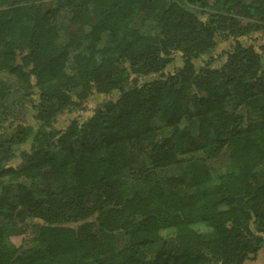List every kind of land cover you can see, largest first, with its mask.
I'll list each match as a JSON object with an SVG mask.
<instances>
[{"label": "trees", "instance_id": "1", "mask_svg": "<svg viewBox=\"0 0 264 264\" xmlns=\"http://www.w3.org/2000/svg\"><path fill=\"white\" fill-rule=\"evenodd\" d=\"M260 251L264 0H0V264Z\"/></svg>", "mask_w": 264, "mask_h": 264}, {"label": "rangeland", "instance_id": "2", "mask_svg": "<svg viewBox=\"0 0 264 264\" xmlns=\"http://www.w3.org/2000/svg\"><path fill=\"white\" fill-rule=\"evenodd\" d=\"M230 45H231L230 42H222L216 48L214 55L219 56L220 54H222V52H224L225 50H228L230 48ZM217 62H220V61L218 60ZM182 64H183V62H182L181 55L176 54L174 56L173 63L167 68V70L165 72L166 73H172L176 70V68L182 66ZM201 64H202L201 62H196L197 67L201 66ZM112 98H114V96L94 95L88 101L85 102L86 111H77V112L72 113V114L65 113L58 118L56 124L58 127H64L72 118L78 117L81 114L84 117H86V116L93 113V111L95 110V108L97 107L98 104H101L103 101H105L107 99H112ZM31 118H32V115H30V117H28V119L30 121L29 123H32ZM225 160H226V156H223L220 160L214 162L213 165L217 166V167L222 166L225 163ZM16 163H19V160H17L14 164H16ZM245 264H264V251L259 252L257 259H255L252 262L251 261L245 262Z\"/></svg>", "mask_w": 264, "mask_h": 264}]
</instances>
